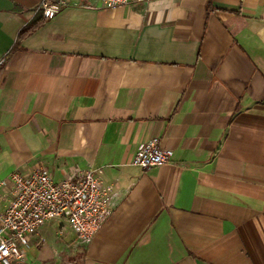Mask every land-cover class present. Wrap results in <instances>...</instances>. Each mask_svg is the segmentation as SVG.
<instances>
[{"label": "crops", "instance_id": "1", "mask_svg": "<svg viewBox=\"0 0 264 264\" xmlns=\"http://www.w3.org/2000/svg\"><path fill=\"white\" fill-rule=\"evenodd\" d=\"M63 1L13 49L41 0H0V219L40 167L100 170L112 213L89 243L44 223L19 264H264V0ZM153 137L171 160L132 165Z\"/></svg>", "mask_w": 264, "mask_h": 264}, {"label": "built area", "instance_id": "2", "mask_svg": "<svg viewBox=\"0 0 264 264\" xmlns=\"http://www.w3.org/2000/svg\"><path fill=\"white\" fill-rule=\"evenodd\" d=\"M106 8L157 0H99ZM63 0H41L38 10L46 19L61 11ZM5 58L0 59V65ZM158 137L142 143L131 164L144 170L168 163L171 148L161 147ZM11 198L0 219V264H19L24 247L40 226L56 218H65L68 226L85 243L91 242L111 215L113 185L105 184L101 171L86 166L78 173L55 181L47 168L28 174L14 172L9 179ZM2 184H8L3 182Z\"/></svg>", "mask_w": 264, "mask_h": 264}, {"label": "trees", "instance_id": "3", "mask_svg": "<svg viewBox=\"0 0 264 264\" xmlns=\"http://www.w3.org/2000/svg\"><path fill=\"white\" fill-rule=\"evenodd\" d=\"M18 7V6H17ZM36 19L31 20L27 24H25L19 31L17 40L13 49H16L21 46L22 42L27 38L30 34H32L38 27L44 24L47 19L43 16L40 10L37 11ZM6 59V58H5ZM5 62V61H4Z\"/></svg>", "mask_w": 264, "mask_h": 264}]
</instances>
